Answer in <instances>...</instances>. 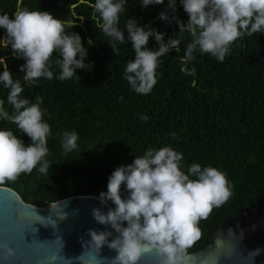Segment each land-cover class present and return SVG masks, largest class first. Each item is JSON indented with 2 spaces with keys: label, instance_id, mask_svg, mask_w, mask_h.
I'll use <instances>...</instances> for the list:
<instances>
[{
  "label": "trees",
  "instance_id": "trees-1",
  "mask_svg": "<svg viewBox=\"0 0 264 264\" xmlns=\"http://www.w3.org/2000/svg\"><path fill=\"white\" fill-rule=\"evenodd\" d=\"M93 4L94 0H0V13L12 15L26 7L65 19L74 25L68 31L81 34L88 48L86 59L94 62L91 71L77 69L80 80L41 79L29 87L20 72L23 59L13 56L10 47H0V59L24 85L22 94L31 102L42 99L44 119L53 132L48 138L47 174L34 169L0 185L15 189L26 202L38 206L72 195L98 196L107 189L116 167L131 163L149 146L171 145L184 153L186 167L193 162L217 167L233 185L229 200L200 221L201 237L186 252L201 249L213 242V233L238 209L264 202V34L236 41L223 62L196 53V59L185 66L191 74H186L181 71V57L191 37L185 33L180 51L172 49L160 58L152 92L142 95L123 79L127 62L134 58L130 42L120 45L118 56L114 54L109 38L96 26L102 21ZM167 4L164 0V4L141 7L140 0H128L120 26L128 16L136 17L140 24L164 32L165 40L175 37L178 24L159 19ZM176 15L185 22L188 19L179 0ZM5 35L0 28V38ZM156 45L154 37L150 38L148 46ZM6 94L0 85V99ZM142 114L149 119L141 120ZM0 126L18 131L10 122L0 121ZM65 130L79 134L78 148L70 153L60 143ZM18 135L25 144L31 143L26 134Z\"/></svg>",
  "mask_w": 264,
  "mask_h": 264
},
{
  "label": "clouds",
  "instance_id": "clouds-1",
  "mask_svg": "<svg viewBox=\"0 0 264 264\" xmlns=\"http://www.w3.org/2000/svg\"><path fill=\"white\" fill-rule=\"evenodd\" d=\"M140 3L141 7H147L164 4V0H140ZM179 3L188 15L186 22L176 15L177 0H168L167 8L159 12L160 20L175 21L179 27L175 37L165 40L164 32L150 24H140L136 17L128 16L123 28L120 26L121 14L128 11V0H94L92 7L102 21L96 26L109 38L107 43L114 54L118 56L120 45L130 42L134 58L127 62L123 79L137 94L152 92L158 80L160 58L172 49L179 52L185 33L191 37L181 57V71L186 74H191L185 66L196 59V53L223 62L236 41L256 33L264 34V0H179ZM84 19L79 17L81 22ZM73 27L65 19L42 9L25 7L12 15L0 13V28L6 33L0 38V47H10L13 56L23 59L20 72L29 87L41 79L80 80L77 69L91 71L94 62L86 59L88 48L81 34L68 31ZM153 37L157 45L149 47ZM53 65L58 71H54ZM0 67V85L7 89L6 97L0 99V121L10 122L18 130L0 126L2 184L6 180L15 181L22 173L31 174L34 169L47 174L48 138L53 132L44 119L46 109L41 106L42 99L31 102L22 94L21 80L14 78L3 59ZM140 119L147 121L149 116L142 114ZM18 133L26 134L31 143L25 144ZM171 135L176 137L175 133ZM78 136L75 130L60 134L65 153L78 148ZM232 189V182L223 170L198 162L186 167L182 151L171 145L149 146L142 155H135L131 163L111 172L107 189L96 198L101 204L110 202L113 206L107 211L101 207L91 210L94 220L107 227L89 228L90 238L81 239L84 246L94 245L100 250L106 244L114 249L112 264H138L146 250H155L161 258L160 264H181L187 249L201 237L200 221L213 208L226 203L233 195ZM113 230L117 233L114 237ZM0 250H3L0 261H7L15 254L8 240H0ZM260 251L258 248L250 252L251 264Z\"/></svg>",
  "mask_w": 264,
  "mask_h": 264
},
{
  "label": "water",
  "instance_id": "water-1",
  "mask_svg": "<svg viewBox=\"0 0 264 264\" xmlns=\"http://www.w3.org/2000/svg\"><path fill=\"white\" fill-rule=\"evenodd\" d=\"M96 197L72 195L38 206L26 202L15 189L0 185V240H8L15 249V254L0 264H112L114 249L106 244L100 250L84 246L81 239L90 238L89 228L107 227L94 220L91 210L101 207L107 211L112 205L101 204ZM258 248L261 251L253 264H264L263 201L238 209L213 233V242L186 252L181 264H251L250 252ZM160 259L155 250H146L138 264H160Z\"/></svg>",
  "mask_w": 264,
  "mask_h": 264
}]
</instances>
